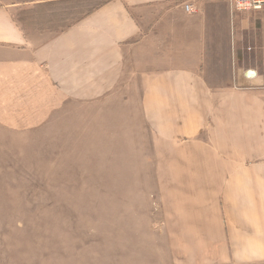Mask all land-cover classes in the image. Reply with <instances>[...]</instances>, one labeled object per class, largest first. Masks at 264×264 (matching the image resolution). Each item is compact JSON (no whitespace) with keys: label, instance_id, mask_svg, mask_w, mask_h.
<instances>
[{"label":"crops","instance_id":"crops-1","mask_svg":"<svg viewBox=\"0 0 264 264\" xmlns=\"http://www.w3.org/2000/svg\"><path fill=\"white\" fill-rule=\"evenodd\" d=\"M71 122L112 126L113 155L151 176L179 258L264 264L263 12L229 0H0V128L45 126L53 141Z\"/></svg>","mask_w":264,"mask_h":264},{"label":"rangeland","instance_id":"rangeland-1","mask_svg":"<svg viewBox=\"0 0 264 264\" xmlns=\"http://www.w3.org/2000/svg\"><path fill=\"white\" fill-rule=\"evenodd\" d=\"M111 129L71 122L49 141L45 126L0 128V264H189L159 227L151 176L113 155ZM94 133L96 146L79 139Z\"/></svg>","mask_w":264,"mask_h":264},{"label":"built area","instance_id":"built-area-1","mask_svg":"<svg viewBox=\"0 0 264 264\" xmlns=\"http://www.w3.org/2000/svg\"><path fill=\"white\" fill-rule=\"evenodd\" d=\"M231 6L236 12H263L264 13V0H229ZM186 10L192 12L191 5H186Z\"/></svg>","mask_w":264,"mask_h":264}]
</instances>
